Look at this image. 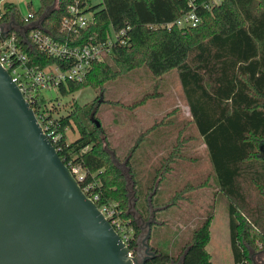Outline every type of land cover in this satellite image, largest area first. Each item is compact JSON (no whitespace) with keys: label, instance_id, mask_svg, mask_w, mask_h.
Segmentation results:
<instances>
[{"label":"trees","instance_id":"16d2710c","mask_svg":"<svg viewBox=\"0 0 264 264\" xmlns=\"http://www.w3.org/2000/svg\"><path fill=\"white\" fill-rule=\"evenodd\" d=\"M74 3L91 20L78 34L62 32L61 21L68 14V5ZM192 7L200 22L195 26L178 25L176 21ZM28 8L32 13L30 20L42 17L43 30L70 44L106 41L112 32L126 28L124 42H114L104 61L94 63L83 81L59 84L56 91L62 95L85 86L97 89L140 67L150 73L153 82L176 71L191 120L207 149L210 174L226 198L233 264H252L250 254L264 250V0H101L98 4L90 0H39L38 9L31 8V3ZM0 14V23L13 19L19 26L26 24L11 1L0 3ZM14 32L29 62L39 67L60 63L59 59L29 47ZM159 94L153 83L152 90L137 103ZM43 102L44 96H40L32 108L36 113L40 111L43 121L59 134L56 140L50 138L59 157L71 170L78 167L83 171L81 188L89 197L97 196L99 208L113 207L115 214L132 228L128 247L133 254L141 229L128 210L126 176L115 160L125 162L128 168L134 209L142 219L149 217V198L151 205L159 208L154 213L149 240L158 229L164 231L158 237L162 247L149 244L156 255L145 264H168L184 251V264H212L205 247L210 240L213 209L192 229L190 239L181 244L176 254L168 248L173 240L166 234L170 226L157 216L159 210L185 200L186 193L196 188L189 181L173 192L165 187L169 173H180L177 166L185 165L187 160L183 151L186 139L181 136L184 122L176 123L169 116L164 120L172 124L162 131L157 125H163V121L153 123L128 145L122 156L95 117L99 100L82 106L72 102L64 111L57 104L47 107ZM155 128L158 134H149ZM68 129L78 132L72 141L67 140ZM172 137L175 138L169 144V154L142 177L132 165H139L138 158L150 149L165 147Z\"/></svg>","mask_w":264,"mask_h":264},{"label":"water","instance_id":"95a60500","mask_svg":"<svg viewBox=\"0 0 264 264\" xmlns=\"http://www.w3.org/2000/svg\"><path fill=\"white\" fill-rule=\"evenodd\" d=\"M16 26L13 19L0 24L4 34ZM148 201L147 220L129 201L144 224L137 245L150 256L140 257L81 188L0 63V264H145L156 255L148 241L159 209Z\"/></svg>","mask_w":264,"mask_h":264},{"label":"rangeland","instance_id":"374dc122","mask_svg":"<svg viewBox=\"0 0 264 264\" xmlns=\"http://www.w3.org/2000/svg\"><path fill=\"white\" fill-rule=\"evenodd\" d=\"M18 1L21 2L19 9L22 13L27 12V1H31V8L36 10L39 7V0ZM90 2L98 4L101 0H90ZM153 83L154 88L161 94L142 104L137 103L145 92L152 90ZM41 95L44 96V105L50 107L51 104H57L61 111H64L72 102L82 106L96 104L99 100L98 112L95 117L100 120L105 132L110 137L111 144L116 147L119 155L125 154V149L129 148L128 145H131L138 135L150 128L153 123L163 121V125H157L159 131H162L172 124L170 120L167 122L164 120L169 116H173L171 118L176 123L184 122L181 136L186 139L183 151L187 154V160L185 165L177 166V170H181L180 173H169L165 187L168 191L173 192L178 187L187 185L184 180L186 179L196 188L192 189L189 194L186 193L188 197L185 200H177L178 202L174 206L171 205L158 211V219L165 221L167 226H170L169 232L166 233L169 234L171 240L173 239L168 247L169 251L171 250L172 254L178 253L181 244L190 239L192 229L201 224L213 209L211 240L207 245L208 250L212 253L214 264L233 263L228 236L226 198L218 191L217 183L213 181V176L210 174L211 165L207 149L191 120L190 111L175 70L153 82L150 73L144 67H140L131 73L121 75L116 80L106 81L102 87L97 89L85 86L66 95H62L56 90H45L41 92ZM149 134H158L157 128L152 129ZM66 135L67 140L72 141L78 136V132L68 129ZM163 136L168 135L164 133ZM172 136H175L174 133ZM174 138L166 140L165 147L159 145L145 152L138 158L141 160L139 165L133 163L132 166L144 177L153 166L158 165L163 156L169 154V144L174 142ZM117 165L126 176L128 197L132 203L131 211H134L133 182L128 174V168L123 162H118ZM184 167L185 175L182 174ZM178 176L182 179H178ZM207 180L208 182H206ZM179 191L181 190L179 189ZM163 198L166 200L168 195H163ZM138 225L140 227L144 224L138 222ZM144 232L145 230L142 229L137 238H141ZM156 232L157 234L153 235L148 242L152 246L162 247L158 237L159 233L164 231L158 229ZM143 256L149 257L150 255L143 254Z\"/></svg>","mask_w":264,"mask_h":264},{"label":"built area","instance_id":"2783aa9c","mask_svg":"<svg viewBox=\"0 0 264 264\" xmlns=\"http://www.w3.org/2000/svg\"><path fill=\"white\" fill-rule=\"evenodd\" d=\"M194 9L192 7L189 11L183 13L176 21L177 24L180 26L197 25L200 22V18ZM67 11L68 14L61 21L62 32L78 34L91 20L90 15L83 13L78 8L77 3L68 5ZM23 18L28 23L31 21L32 13L28 12ZM14 31L15 29L9 34L8 32L4 34L0 28V63L8 71L12 80L17 84L24 98L32 107V105L36 104L39 97L42 96V91L57 90L61 82L83 81L91 71L94 63L104 61L105 56L114 42L118 40L124 42L122 38L126 32V28H122L118 32H112L106 41L70 44L67 41H60L53 38L42 27H30L24 36L20 34L24 42L29 47H34L36 50L43 52L46 56L60 60V63H49L43 67L29 62L27 53L17 43L16 33ZM35 115L46 135L56 140L59 134L55 133L54 129L50 127L49 122L43 121L44 116L41 112L37 110ZM71 172L80 183L83 178V171L78 167H74ZM90 198L95 201L97 196ZM100 210L109 219L121 239L129 245L132 228L115 214L113 207L105 205Z\"/></svg>","mask_w":264,"mask_h":264},{"label":"crops","instance_id":"0c3cea01","mask_svg":"<svg viewBox=\"0 0 264 264\" xmlns=\"http://www.w3.org/2000/svg\"><path fill=\"white\" fill-rule=\"evenodd\" d=\"M3 1H11V2H13V3H15L16 5H17V7H18V9H19V6L21 5V2L20 1H18V0H0V3H2ZM28 3H31V1H27L26 2V6L28 7ZM19 11H20V9H19ZM29 12V8L27 9V12L26 13H22L21 11H20V13L22 14V16L23 17H25L26 15H27V13ZM38 24V20H31V21H29L28 23H26L25 25H20V26H16V29H15V31H17L19 34H21V33H24V35H25V33H26V31H27V29L28 28H30V27H33V26H36ZM24 29H26L25 30V32H24ZM185 181H187L186 179H184ZM205 183V182H204ZM212 222H213V214H212V217H211V221H210V233H211V225H212ZM227 226H228V219H227ZM228 234H229V228H228ZM211 235V234H210ZM229 236V235H228ZM210 240H211V236H210ZM209 240V241H210ZM209 243V242H208ZM208 245V244H207ZM207 245H206V250H207V252L209 253V255H210V261L212 262V264H214V262H213V259H212V253L208 250V247H207ZM263 251L264 250H262V251H258V252H255V253H251L250 254V257L252 256L253 257V259H254V261H255V264H261L263 261H264V253H263ZM232 254V253H231ZM252 257H251V260H252ZM233 259V258H232ZM233 264V263H232ZM252 264H253V261H252Z\"/></svg>","mask_w":264,"mask_h":264},{"label":"flooded vegetation","instance_id":"af4514ba","mask_svg":"<svg viewBox=\"0 0 264 264\" xmlns=\"http://www.w3.org/2000/svg\"><path fill=\"white\" fill-rule=\"evenodd\" d=\"M150 250H152V251H155L153 248H152V246H150ZM156 252V251H155ZM186 251H184V253H185ZM182 254L177 260H173V259H171L170 261H169V263L170 264H180V263H182V264H184V255L185 254ZM143 254H147V252L145 251V248L144 247H142L140 244H138V245H136V252H135V255H137V256H143Z\"/></svg>","mask_w":264,"mask_h":264}]
</instances>
